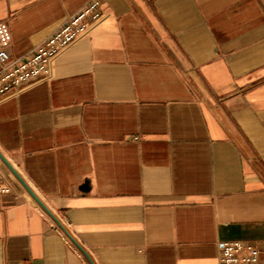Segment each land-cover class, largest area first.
<instances>
[{"label":"crops","instance_id":"obj_1","mask_svg":"<svg viewBox=\"0 0 264 264\" xmlns=\"http://www.w3.org/2000/svg\"><path fill=\"white\" fill-rule=\"evenodd\" d=\"M91 0H0L28 53ZM0 98V264H264V0H100ZM33 194V195H32Z\"/></svg>","mask_w":264,"mask_h":264},{"label":"built area","instance_id":"obj_2","mask_svg":"<svg viewBox=\"0 0 264 264\" xmlns=\"http://www.w3.org/2000/svg\"><path fill=\"white\" fill-rule=\"evenodd\" d=\"M81 10L68 17L52 34L35 45L28 53L10 58L0 41V98L11 90L19 88L49 72V62L62 48L85 32L91 22L100 17V0H91ZM0 175V194L9 192ZM218 264H257L259 250L244 241H223L218 243Z\"/></svg>","mask_w":264,"mask_h":264},{"label":"water","instance_id":"obj_3","mask_svg":"<svg viewBox=\"0 0 264 264\" xmlns=\"http://www.w3.org/2000/svg\"><path fill=\"white\" fill-rule=\"evenodd\" d=\"M33 195V194H32Z\"/></svg>","mask_w":264,"mask_h":264}]
</instances>
